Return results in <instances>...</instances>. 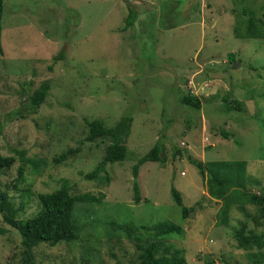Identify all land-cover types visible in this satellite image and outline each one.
Wrapping results in <instances>:
<instances>
[{"label":"rangeland","instance_id":"rangeland-1","mask_svg":"<svg viewBox=\"0 0 264 264\" xmlns=\"http://www.w3.org/2000/svg\"><path fill=\"white\" fill-rule=\"evenodd\" d=\"M263 4L264 0H2L0 155L13 162L0 171V191L18 208L19 220L37 213L38 194L51 193L63 182L71 196L87 193L98 201L74 206L77 240L38 244L30 250L32 264H135L131 243L110 227L109 220L133 226L176 225L179 234L162 238L186 264H251L247 254H264V247L237 249L233 239L234 231H264L260 209L231 206L225 224L218 223L221 203L209 199L188 162L242 160L247 176L243 191L261 192L264 39H236L232 26L240 9L260 17ZM128 10L136 18L122 31ZM232 63L238 64L231 68ZM44 81L49 89L43 103L34 115L25 114L24 98ZM180 95L197 97L200 109L180 105ZM16 110L24 117L10 115ZM123 116L131 118L124 141L127 158L105 166L108 184L84 180L80 174L94 168L107 144L83 142L85 121L98 119L111 127ZM157 140L163 146V161L138 168L140 200L134 203L131 166ZM67 148L79 152L53 164L52 158ZM173 148L180 155H173ZM170 188L180 194L184 207H193L185 218L173 204ZM0 227L5 229L0 264H18L19 236L1 218Z\"/></svg>","mask_w":264,"mask_h":264},{"label":"trees","instance_id":"trees-1","mask_svg":"<svg viewBox=\"0 0 264 264\" xmlns=\"http://www.w3.org/2000/svg\"><path fill=\"white\" fill-rule=\"evenodd\" d=\"M264 10V4L262 5ZM2 11V0H0V20ZM235 13V11H234ZM136 14L130 10L124 19V25L121 30L128 29L135 21ZM232 36L236 39H264V11L260 17H256L253 11L246 8L240 9V12L234 14ZM2 49L0 46V56ZM229 62H232V55H228ZM254 69L253 67H249ZM48 83L41 82L30 94L24 99L27 108L24 110L27 115H34L39 106L43 103L48 93ZM222 103L228 106L227 98L222 99ZM178 103L182 106L198 111L200 109V101L197 97L180 95ZM22 112L14 111L11 116L24 117ZM131 118L123 116L119 118L113 126L105 127L103 122L98 119L85 121L86 135L83 142L94 144L97 141L107 140V144L103 147L102 156L88 173L80 174L84 180L96 183L108 184L109 176L105 170V166L113 164L127 158V150L124 141L129 134ZM223 137L228 134L222 133ZM79 152V148H67L52 158L53 164H60L67 159L73 157ZM173 155H180V151L176 148L172 149ZM163 146L157 140L153 146L131 166L132 178V200L137 203L140 200L139 190L136 183L138 168L146 162H162ZM13 162L11 157L0 155V171L8 169ZM203 185L209 199L221 203L218 209V223L225 224L226 213L231 206L238 210H243L242 205L248 204L260 209V214L264 220V185H262L259 194H246L243 190L246 187L247 176L245 174V162L236 161H210L201 163L188 158ZM25 163H31L28 160ZM20 175V170L18 171ZM256 185H258L256 183ZM170 197L174 205L179 208L180 215L185 218L193 207H184L180 194L170 188ZM39 209L37 213L27 219H17L18 208L14 207L9 201L5 192L0 191V218L3 224L13 229L19 236V244L21 254L18 264H32L30 250L40 243L48 246H54L61 242H71L78 238V227L73 219V209L76 204L95 203L97 199L91 194H81L71 196L68 193L66 182L51 193L37 195ZM146 201V199H144ZM108 222V221H107ZM109 225L114 231H119L131 243L135 259V264H186L184 258L174 250L171 245H166L164 235L179 234L181 229L176 225L168 222L155 224L156 226H133L129 223L117 224L109 220ZM5 233V229L0 227V236ZM233 239L235 248L241 250H251L252 248L260 249L264 247V231L255 234L250 232L244 235L241 232L234 231ZM247 260L251 264L264 263L263 253H249ZM11 264V263H9ZM13 264V263H12ZM114 264H120L117 260Z\"/></svg>","mask_w":264,"mask_h":264},{"label":"water","instance_id":"water-1","mask_svg":"<svg viewBox=\"0 0 264 264\" xmlns=\"http://www.w3.org/2000/svg\"><path fill=\"white\" fill-rule=\"evenodd\" d=\"M236 64L238 63H232L231 68H235Z\"/></svg>","mask_w":264,"mask_h":264}]
</instances>
